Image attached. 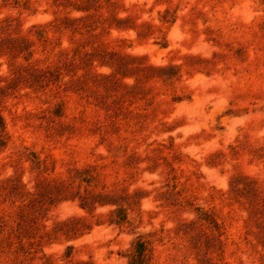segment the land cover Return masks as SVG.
I'll use <instances>...</instances> for the list:
<instances>
[{
    "label": "rangeland",
    "instance_id": "1",
    "mask_svg": "<svg viewBox=\"0 0 264 264\" xmlns=\"http://www.w3.org/2000/svg\"><path fill=\"white\" fill-rule=\"evenodd\" d=\"M0 264H264V0H0Z\"/></svg>",
    "mask_w": 264,
    "mask_h": 264
}]
</instances>
